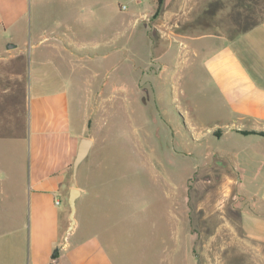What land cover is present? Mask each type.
<instances>
[{
  "label": "rangeland",
  "instance_id": "1",
  "mask_svg": "<svg viewBox=\"0 0 264 264\" xmlns=\"http://www.w3.org/2000/svg\"><path fill=\"white\" fill-rule=\"evenodd\" d=\"M148 2H43L41 27L71 43L67 52L56 41L41 44L59 73L40 66L48 73L38 85L27 53L0 55L3 145L15 146L12 133L37 93L59 94L70 134L93 141L76 172L82 193L70 242L97 236L112 264H264V246L231 234L241 211L264 214V136L242 132L249 123L236 120L224 93L228 73L264 80V0H185L184 9L165 7L161 20L156 5L140 13ZM15 71H24L21 86ZM68 191L56 195L59 208ZM12 224L0 220L3 262L27 243Z\"/></svg>",
  "mask_w": 264,
  "mask_h": 264
},
{
  "label": "crops",
  "instance_id": "2",
  "mask_svg": "<svg viewBox=\"0 0 264 264\" xmlns=\"http://www.w3.org/2000/svg\"><path fill=\"white\" fill-rule=\"evenodd\" d=\"M45 1L51 0H0V55L11 53V58H24V52L27 53L31 64L33 63L32 67L28 66L29 74L31 73L36 85L43 82L40 74L48 73L40 72V66L51 64L53 68L50 72L59 73L58 64L41 55V44L56 41L59 48L67 52L71 43L66 40L64 34L41 27V13L38 10ZM141 1L148 0H137L138 3ZM149 1V6L142 7L141 14L146 15L154 11L155 0ZM184 1L163 0L156 19L166 18L165 7L168 5L175 10L184 9ZM118 10L121 12L122 9ZM108 11L112 13L110 9ZM6 43H12L14 46L8 48ZM72 47L77 51L97 49L96 46L76 47L73 44ZM14 49H17L16 52ZM243 73L241 71L226 75V100L229 107L232 105L233 109L238 111L236 120L249 123L251 130L264 131V80L259 82L256 77L249 79ZM14 74H17V82L21 86L23 76L19 75L24 74V71H15ZM103 84H106L104 80ZM36 91H41L39 86ZM60 97L54 93H37L30 100L28 121H24L22 130L16 124V130L12 133L15 146H4L3 142L9 139L4 137L7 127L5 131H0L1 148L5 152L0 155V220H12L13 234L26 239L27 242L24 253H18L15 261L9 258L3 262L0 258V264H112L108 250L97 236L84 242L69 241L75 220L70 228L67 200V208H59L60 199L55 201L57 194L71 187L70 165L78 143L69 131L70 118L65 110L64 100L60 99L62 104L56 101ZM236 125L238 127L244 123ZM8 149H11L10 153L7 152ZM79 190L81 194L80 187ZM63 217L66 221L64 226H61ZM26 219L27 229L24 226ZM240 219L239 231L235 230L231 234L235 235L237 242H246L250 248L262 251L264 214L245 210L241 211Z\"/></svg>",
  "mask_w": 264,
  "mask_h": 264
},
{
  "label": "water",
  "instance_id": "3",
  "mask_svg": "<svg viewBox=\"0 0 264 264\" xmlns=\"http://www.w3.org/2000/svg\"><path fill=\"white\" fill-rule=\"evenodd\" d=\"M14 44L8 43L6 47H12ZM92 145V139L90 137H81L78 140L76 151L74 158L72 160L71 164V176H72V181H73V186L69 188L68 191V197H67V202L69 206V219H70V228L74 224V214L76 210L75 206V201L76 198L80 194V190L78 187H76V172L79 164L85 159V157L88 155L89 150ZM55 264V263H51Z\"/></svg>",
  "mask_w": 264,
  "mask_h": 264
},
{
  "label": "trees",
  "instance_id": "4",
  "mask_svg": "<svg viewBox=\"0 0 264 264\" xmlns=\"http://www.w3.org/2000/svg\"><path fill=\"white\" fill-rule=\"evenodd\" d=\"M156 3V9H155V14H157L161 8V5L163 3V0H155ZM244 134H259L264 136V131H256V130H244L242 131Z\"/></svg>",
  "mask_w": 264,
  "mask_h": 264
},
{
  "label": "built area",
  "instance_id": "5",
  "mask_svg": "<svg viewBox=\"0 0 264 264\" xmlns=\"http://www.w3.org/2000/svg\"><path fill=\"white\" fill-rule=\"evenodd\" d=\"M125 7H126L125 5H122V6H121V8H123V9H124Z\"/></svg>",
  "mask_w": 264,
  "mask_h": 264
}]
</instances>
